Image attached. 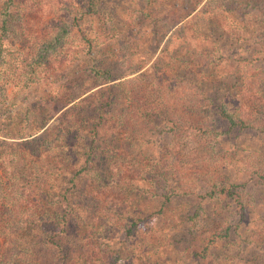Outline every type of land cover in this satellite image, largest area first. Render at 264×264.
I'll return each instance as SVG.
<instances>
[{
  "label": "rangeland",
  "instance_id": "374dc122",
  "mask_svg": "<svg viewBox=\"0 0 264 264\" xmlns=\"http://www.w3.org/2000/svg\"><path fill=\"white\" fill-rule=\"evenodd\" d=\"M74 2L0 0V229L3 216L30 207L26 189H17L23 170L38 169L48 146L60 148L54 132L38 147V133L63 122L69 136L80 135L75 129L96 120L106 83L90 70L105 63L125 79L138 76L115 92L136 100L137 110L144 100H180L175 113L213 126L206 143L200 131L174 134L154 113L136 115L133 127L124 122L134 136L118 126L115 151L101 167L105 187L87 209L82 257L71 261L102 264L105 253L109 264H202L189 254L211 234L230 242L206 262L264 264V128L229 127L218 113L264 120V0H222L220 10L216 0H100L87 20L71 13ZM58 21L87 31L91 48L74 61L63 55L66 46L40 55L49 33L63 31ZM127 186L138 201L122 198ZM227 189L247 205L235 206ZM127 216L134 217L131 235L121 229Z\"/></svg>",
  "mask_w": 264,
  "mask_h": 264
},
{
  "label": "trees",
  "instance_id": "16d2710c",
  "mask_svg": "<svg viewBox=\"0 0 264 264\" xmlns=\"http://www.w3.org/2000/svg\"><path fill=\"white\" fill-rule=\"evenodd\" d=\"M209 1L205 0L204 3ZM216 1L217 5L215 7L220 10L222 0ZM237 1L238 3L243 1L247 3V0ZM99 4L100 0H75L71 13L78 15L82 20H87V16L92 15L91 13ZM226 10L228 8H221L222 12ZM58 23L64 27L63 31L60 32L56 29L49 33L50 40L46 41V45L41 50L40 55L42 58L49 57L48 53L42 55L48 47H54L55 49L66 46L63 55L68 52L71 53L72 56L68 60L69 62L74 61L79 49L91 48L86 30L75 27L72 31L67 29L68 25H65L66 23L64 24L63 21H58ZM65 32L66 36H64ZM69 48H72V50ZM100 66L102 70L92 68L90 71L96 77H102L103 82L106 83L107 96L106 100L100 102L96 107L94 114L96 120L87 125L89 128L75 129L80 132V135L69 136V126L62 122L52 127H45L38 133V147L40 144L43 145V141L48 146L47 141L52 140L50 135L51 132H54L58 137L57 141L60 142V148L53 145L55 148L54 154L49 151L53 148L48 146L43 150V158L39 159L38 155V169L23 170L27 175L25 173L26 176L21 180L23 184L17 189L19 191H21V188L26 189L27 195L25 197L26 201L28 200L26 204H29L30 207L25 210L24 214L20 211L19 213L10 211L8 215L3 216L2 226L5 224L6 228L1 226L0 229V264H74L71 259L82 257L80 254L76 256V253H79L86 245L87 238H85L86 232L84 230L90 224V219H92L86 214L88 213L87 209H90L92 205L90 199L96 201L94 195L102 193L105 187L103 186L105 171L101 172V167L102 163L107 162L106 154L115 151L116 146L112 136L118 135V126L128 133H132V135L134 132L131 126H123L124 122H131L133 127L136 124V115L142 114V116L149 117L151 115L149 113H154L171 122L174 134L184 133V135H188L191 131H200L204 133L202 142L206 143L208 139L206 137L209 135L205 133L208 132L206 129L213 126L210 120L193 121L179 116L175 113V106L180 100H144V104H147L145 108L137 110L134 105L136 100H132L131 96L126 100V98L124 99L123 96L119 95V92H115L124 88L128 83L132 84L138 79V76L125 79L121 73L107 69L105 63H100L98 67ZM143 74L151 75L147 72H143ZM153 79L149 80V86L153 85ZM194 101L197 102L198 100ZM218 113L226 119L229 127L241 129L260 125L261 128H264L263 118H250L244 114H237L235 110L226 112L221 109ZM44 123L43 120L38 129ZM186 129L189 131H186ZM107 136H110L108 140H106ZM45 138L47 141L44 140ZM78 165L80 166L79 170L82 167L83 173L79 170L72 172V167H78ZM67 175H69V178L66 177ZM25 178L30 179L31 182L24 180ZM36 181L38 184H36ZM64 182H69V186L64 187ZM121 189H124L120 193V195H123V199L138 201L137 198L140 194L136 193L133 186L132 188L127 186ZM223 192L233 199L235 206H238V204L247 205L241 203L243 195H240L239 191L227 189ZM31 195L35 196L30 199ZM104 202L106 200H103L101 204ZM106 212L116 215L109 209H106ZM242 215L243 212L239 216L240 219ZM126 218L131 222L127 227L121 229L124 230V234L131 235L133 233L134 221L132 219L134 217L128 218L127 216ZM229 242L228 238L214 241V237L210 234V236L199 240L200 249L194 254H192L193 251L190 252L189 256L194 258L195 255L196 260L202 264H212L206 262L209 260L211 253L218 248L227 246ZM107 257L105 253L101 254L100 261H102V264H109ZM114 261L112 260V264H115Z\"/></svg>",
  "mask_w": 264,
  "mask_h": 264
}]
</instances>
